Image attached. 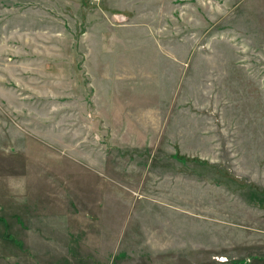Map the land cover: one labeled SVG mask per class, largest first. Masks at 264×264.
I'll return each instance as SVG.
<instances>
[{"label":"rangeland","instance_id":"obj_1","mask_svg":"<svg viewBox=\"0 0 264 264\" xmlns=\"http://www.w3.org/2000/svg\"><path fill=\"white\" fill-rule=\"evenodd\" d=\"M3 90L39 164L0 264H264V0H0Z\"/></svg>","mask_w":264,"mask_h":264},{"label":"crops","instance_id":"obj_2","mask_svg":"<svg viewBox=\"0 0 264 264\" xmlns=\"http://www.w3.org/2000/svg\"><path fill=\"white\" fill-rule=\"evenodd\" d=\"M106 52L104 45H102L101 49L95 50L94 53L97 54V60L99 61L98 65L107 60L106 56L108 54ZM43 61L45 64L43 62L41 67L45 74L37 72V68H34V70L29 69V72H27L25 68L34 66L33 63L25 64L21 62L23 67L20 75H25L24 77L30 83H32L31 79H35L37 76L39 78L43 76L47 78L48 76L51 77V72L50 75H47V67L51 66L53 61L50 60L49 64L48 58ZM24 89L29 90V88ZM0 98L3 100V103L7 102L8 108L9 106L13 107V105L23 102L21 101L22 96H19L17 92H13L12 94V92H8L7 90H3L0 93ZM7 106L6 112L0 111V115L2 116H0V243L3 240L5 241L6 238L9 239L8 236H11L9 228H15V225H18L19 221L24 220L29 223L33 219L36 221L35 208L37 206L35 193L23 182L36 178L33 170L36 172L39 164L37 158L38 141L29 128H27L28 130L23 128L19 122V118L16 122H13L11 118L5 115L11 112ZM41 160L42 164L44 163L46 166V170H43L46 174L45 177H47L49 166V174H52L54 160L52 157H45ZM14 236V233H12L11 237L13 239L15 238ZM28 237H31V235H28Z\"/></svg>","mask_w":264,"mask_h":264}]
</instances>
